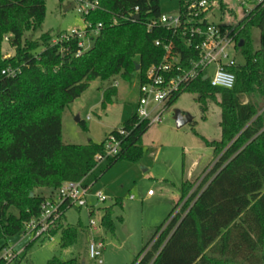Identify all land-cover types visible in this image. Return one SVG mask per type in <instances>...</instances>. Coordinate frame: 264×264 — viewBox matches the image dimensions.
<instances>
[{
  "label": "trees",
  "instance_id": "trees-1",
  "mask_svg": "<svg viewBox=\"0 0 264 264\" xmlns=\"http://www.w3.org/2000/svg\"><path fill=\"white\" fill-rule=\"evenodd\" d=\"M96 1L101 9L85 20L102 27L93 46L77 56L76 37L56 43L48 33L35 41L25 38L40 29L44 0H0V238L25 234L26 223L39 216L45 197H31L35 188H51L52 194L65 182L95 184L117 161L137 162L143 155L141 138L150 125L134 114L119 127L126 136L114 157L105 156L104 142L78 147L61 140L63 112L92 81L116 76L130 81L137 75L136 65L143 74L162 57L154 41L169 36L157 27L147 31V23L161 15L159 0ZM253 29L260 34L256 50L250 47ZM235 32L243 42L244 62L233 69L234 87L217 89L198 80L186 90L198 94L203 110L207 95L220 97V140L201 139L215 157L224 152L212 179L189 196L186 213L172 219L138 264H264V0L235 25ZM5 38L14 49L9 58L1 54ZM7 70L15 75H3ZM113 92L115 88H107L103 101ZM244 96L250 98L246 103ZM79 124L86 130L83 122ZM117 129L108 135H116ZM192 185L181 184L179 201ZM112 208L105 207L100 219L105 230L112 228ZM78 229L61 223L51 234L60 231L59 245L67 248L76 242ZM19 255V262H26L27 249ZM47 264L84 263L54 256Z\"/></svg>",
  "mask_w": 264,
  "mask_h": 264
},
{
  "label": "rangeland",
  "instance_id": "rangeland-1",
  "mask_svg": "<svg viewBox=\"0 0 264 264\" xmlns=\"http://www.w3.org/2000/svg\"><path fill=\"white\" fill-rule=\"evenodd\" d=\"M44 1L43 23L38 31L26 33V39L35 41L42 34L48 33L53 37L54 42L60 39V36L69 34L72 30L82 31L90 24L91 27L85 30L87 33L84 48L88 50L93 46L94 42H89V39L94 36L95 26L92 24V19L85 20L78 14L77 7L80 0ZM179 1L159 0L161 15L175 16L178 13ZM222 4L225 10L222 12L219 7H215L211 20L215 24L235 26L254 7L255 2L254 0H222ZM251 34L250 47L256 50L259 47V31L253 29ZM41 51L42 48H39L37 52ZM1 54L4 58L12 57L14 49L8 42L3 41ZM237 58L243 64L242 57ZM114 81L118 82L116 100L113 101L110 97L115 94L113 92L103 101L102 91H106ZM139 83L137 75L130 81L119 76L108 81H92L88 89L62 114V142L78 147H84L89 142L102 144L112 130L119 128L134 114ZM197 96L198 94L187 91L179 94L173 104L164 111L161 121L150 125L142 136L143 155L140 160L117 161L94 184L90 193L93 195L102 191L106 201L99 204L92 201L95 206L93 213L90 214L92 218L83 208L73 207L65 212L63 223L71 227H79L77 240L73 245L67 248L60 247V231L56 232L51 240L46 238L42 241L34 240L33 234L30 233L1 237L0 260L3 257L4 247L12 254V258L3 260L4 264H26V262L47 264L54 256L63 261L76 259L84 264H94L88 259L87 246L91 240H95L104 244L102 264H132L155 230L166 221L175 205L172 201L173 196L178 195L181 184L185 181L186 184H193L187 196L177 202L170 218L137 259L136 264H138L172 219L182 211L183 214L186 213L188 208L183 209L188 203L189 196L202 182L206 181L208 184L212 179V171L224 152L215 157L212 149L201 139L203 137L207 141L220 140V97L207 95L206 110H203L197 102ZM249 99L248 96H244L242 102L246 103ZM176 110L188 115L191 122L177 128L173 119ZM77 117L83 122L86 130L76 121ZM51 191V188L39 187L31 194L47 198L55 195V193L51 194ZM148 192H151V196H148ZM110 206L113 207L112 228L105 230L100 224V219L106 214L104 208ZM91 219L97 228L95 231L88 227ZM25 249H27L26 262L24 260L19 262L21 256L19 254Z\"/></svg>",
  "mask_w": 264,
  "mask_h": 264
},
{
  "label": "built area",
  "instance_id": "built-area-1",
  "mask_svg": "<svg viewBox=\"0 0 264 264\" xmlns=\"http://www.w3.org/2000/svg\"><path fill=\"white\" fill-rule=\"evenodd\" d=\"M262 1L254 0V6ZM241 3L243 4L242 1ZM215 7H219L222 12L225 10L222 0H181L175 16L160 15L147 23L148 32L157 27L168 32L169 36L154 41V46L163 52L160 60L143 74L137 71L140 83L134 115L140 123L152 125L160 122L170 101L186 92L198 80L207 81L210 87L217 89L231 90L234 87L236 75L233 69L239 64L237 57H241L239 41L234 25L215 24L211 20ZM100 9V3L96 0H80L77 12L86 18ZM137 11L136 8L135 13ZM90 27L88 24L82 31L72 30L69 34L60 36V41L78 38L79 49L76 55L79 56L87 50L84 48L85 30ZM101 27L100 23L96 25L93 38L99 34ZM4 41L7 42L8 39L5 38ZM2 74L15 75L10 70L3 71ZM117 85L118 82L114 81L110 87L116 88ZM124 136L125 130L118 128L116 135L106 137L103 144L106 157L118 155ZM101 160V157H97V161ZM93 186L94 184L86 185L84 180L63 183L55 191V195L44 199L39 216L26 223L25 233L33 234L34 240H51L52 231L58 230L68 209L83 208L90 216L95 209L92 201L96 204L106 201L102 191L93 195L90 193ZM88 227L93 231L97 229L92 219ZM103 249L102 241L91 240L87 246L88 259L94 264H102ZM2 251V260L12 258L10 250L4 248Z\"/></svg>",
  "mask_w": 264,
  "mask_h": 264
},
{
  "label": "water",
  "instance_id": "water-1",
  "mask_svg": "<svg viewBox=\"0 0 264 264\" xmlns=\"http://www.w3.org/2000/svg\"><path fill=\"white\" fill-rule=\"evenodd\" d=\"M135 20H138L139 17L138 16H135L134 17ZM242 44L243 42L240 41L239 42V47H242ZM139 70V65H136V71ZM173 119L175 121V124H176V127L177 128H181L183 127L184 125L188 124L191 122V118L188 116V115H183V113H181L180 111L176 110L174 111V115H173ZM76 121L79 122V119L78 117L76 118ZM33 196V194H31V197Z\"/></svg>",
  "mask_w": 264,
  "mask_h": 264
},
{
  "label": "crops",
  "instance_id": "crops-1",
  "mask_svg": "<svg viewBox=\"0 0 264 264\" xmlns=\"http://www.w3.org/2000/svg\"><path fill=\"white\" fill-rule=\"evenodd\" d=\"M259 39H260V34H259ZM111 86V85H110ZM117 87H118V85H117ZM117 87L115 88V94L111 97L112 98V100L113 101H115L116 100V98H115V96H116V94H117ZM109 88H111V87H109ZM102 93H104V91H102ZM103 95V94H102ZM79 119V118H78ZM86 120H88V119H86ZM80 121V120H79ZM187 181H190V180H187ZM186 182V181H185ZM183 183V182H182ZM180 188H181V186H180ZM180 188H179V193H178V195L177 196H173V199H172V201H173V203L176 205L177 204V202L179 201V199H180ZM148 196H151V195H148ZM133 200V199H132ZM175 205H174V207H175ZM173 207V208H174ZM172 208V209H173Z\"/></svg>",
  "mask_w": 264,
  "mask_h": 264
}]
</instances>
